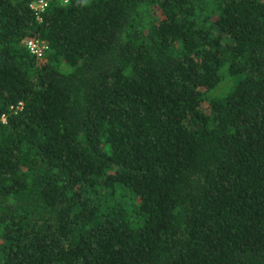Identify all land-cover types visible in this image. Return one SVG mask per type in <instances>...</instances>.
I'll list each match as a JSON object with an SVG mask.
<instances>
[{
    "label": "trees",
    "instance_id": "obj_1",
    "mask_svg": "<svg viewBox=\"0 0 264 264\" xmlns=\"http://www.w3.org/2000/svg\"><path fill=\"white\" fill-rule=\"evenodd\" d=\"M38 1L0 0V264H264V0Z\"/></svg>",
    "mask_w": 264,
    "mask_h": 264
},
{
    "label": "built area",
    "instance_id": "obj_2",
    "mask_svg": "<svg viewBox=\"0 0 264 264\" xmlns=\"http://www.w3.org/2000/svg\"><path fill=\"white\" fill-rule=\"evenodd\" d=\"M44 5L45 3L42 0H39L38 2L31 4V8L33 10V13L36 15V17L38 16V13H40L39 11L43 9L42 7ZM25 46L27 50L35 57H40L43 52V49L46 47L44 42L38 39L28 40ZM1 119H3V117H1Z\"/></svg>",
    "mask_w": 264,
    "mask_h": 264
},
{
    "label": "clouds",
    "instance_id": "obj_3",
    "mask_svg": "<svg viewBox=\"0 0 264 264\" xmlns=\"http://www.w3.org/2000/svg\"><path fill=\"white\" fill-rule=\"evenodd\" d=\"M65 2H67V0H65Z\"/></svg>",
    "mask_w": 264,
    "mask_h": 264
}]
</instances>
